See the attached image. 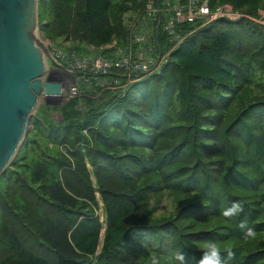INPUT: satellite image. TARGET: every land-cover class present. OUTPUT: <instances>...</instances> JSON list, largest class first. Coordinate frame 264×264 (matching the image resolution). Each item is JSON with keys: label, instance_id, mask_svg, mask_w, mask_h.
<instances>
[{"label": "trees", "instance_id": "obj_1", "mask_svg": "<svg viewBox=\"0 0 264 264\" xmlns=\"http://www.w3.org/2000/svg\"><path fill=\"white\" fill-rule=\"evenodd\" d=\"M46 1L56 34L96 46L127 36L119 9L130 0ZM221 1L264 7L210 0ZM159 39L164 50L162 28ZM251 87L261 95L248 99ZM84 109L65 103L62 120L45 135L36 128L40 138L1 175L0 264H150L151 256L169 264L179 252L199 264L209 241L233 247L228 264H264V24L201 26L126 94ZM166 192L177 194L175 214L155 215L153 196ZM236 201L244 212L228 220L221 212ZM242 220L255 239H244Z\"/></svg>", "mask_w": 264, "mask_h": 264}, {"label": "built area", "instance_id": "obj_2", "mask_svg": "<svg viewBox=\"0 0 264 264\" xmlns=\"http://www.w3.org/2000/svg\"><path fill=\"white\" fill-rule=\"evenodd\" d=\"M240 15L231 1L211 5L210 0H146L145 8L136 17V27L131 32L130 41L115 39L112 45H101L100 50L89 49L74 60H70L68 56L64 58L62 48L55 50L50 46L64 66L51 65L50 71H58L57 73L62 74L60 78L45 75L46 78L61 82V93L45 96L65 100L78 95L83 85L112 84L124 77L136 82L160 69L168 60L170 52L195 29L219 18L235 20ZM141 18L146 21L142 27H138L137 21ZM185 23L193 24L194 28L183 32L179 27ZM160 28L167 33L169 41L164 50L160 45ZM67 78H71V82H67Z\"/></svg>", "mask_w": 264, "mask_h": 264}, {"label": "water", "instance_id": "obj_3", "mask_svg": "<svg viewBox=\"0 0 264 264\" xmlns=\"http://www.w3.org/2000/svg\"><path fill=\"white\" fill-rule=\"evenodd\" d=\"M37 7L38 0H0V175L18 153L40 96L61 93V82L45 77L48 59L64 64L37 33Z\"/></svg>", "mask_w": 264, "mask_h": 264}, {"label": "rangeland", "instance_id": "obj_4", "mask_svg": "<svg viewBox=\"0 0 264 264\" xmlns=\"http://www.w3.org/2000/svg\"><path fill=\"white\" fill-rule=\"evenodd\" d=\"M146 6V0H130L127 1L125 6L122 8L120 7L119 11H122V16L120 19L121 23V30L124 27V30H127L126 34L127 36H122L120 38H124V40H129L131 39V32L133 28L136 26L134 25L136 21V17L140 15L141 11ZM37 13H38V19H37V33L38 35L46 41L52 48L55 50L58 48H62L63 51L65 52L64 58H68L70 60H74L75 58L80 57L81 54L86 53L89 51V49L94 48L95 50H100V46H96L93 43H88L86 40L76 37L75 33H70V34H56V31L52 29L51 22H49L50 18L52 19L53 16V10L50 6H48L47 1L42 2V0H38V7H37ZM238 11L241 13V15L235 18V20L240 19V17H248L251 20H254L258 23L264 24V7L260 6L256 11H248L246 9L238 8ZM239 15V14H238ZM241 17V18H242ZM146 19L141 18L140 20L137 21V26L142 27V25L145 23ZM49 22V23H48ZM126 37V38H125ZM79 38V39H78ZM117 38V37H116ZM119 41V39H116ZM115 39L109 42V44L106 46L108 47L109 45H112L114 43ZM92 46V47H91ZM91 47V48H90ZM52 61L50 59L47 60V70L45 75H51L53 78H60L62 74L56 72H51V65ZM56 65V63H53ZM71 78H67V82L70 81ZM133 79L127 77L121 78L119 82L117 83H112V84H106V85H83L82 90L78 95L71 96L68 99H57L55 97H47L45 95H41L39 102L34 110V113L32 115V120L31 123L29 124L28 128V133L23 139L22 143L20 144L18 153L21 152V147H25L27 144H29V140H31V137L34 138H40L39 135L34 134L36 131V128H38L39 134L45 135V127L50 124V122L56 123L62 120L63 117V112L62 108L63 105L67 102H73L75 101L77 103V106L79 108H85L87 109L88 104L93 100H99L103 101L104 99H108L109 95H116L119 97L120 95L126 94L128 89L133 83ZM93 86L97 87L96 92H91L86 91V88L91 89ZM94 88V87H93ZM134 89V87H133ZM99 90V91H98ZM248 93V99L253 98L254 96L261 95V90H259L256 87H251L246 90ZM78 96V97H77ZM77 97V98H75ZM75 98V99H73ZM244 99L247 101L246 97L244 96ZM84 109V110H85ZM30 138V139H29ZM25 141V142H24ZM24 143V144H23ZM53 144H51L52 146ZM55 146V145H53ZM64 147L61 145V148ZM15 154V155H18ZM66 155L69 156V152L65 153ZM14 155V156H15ZM14 158V157H13ZM12 158V160H13ZM10 161V166L11 162ZM8 168V167H7ZM2 175V174H1ZM0 175V177H1ZM99 201H100V207L98 209V213L101 216V220H105L104 216V204L103 201L100 198V194L97 192ZM175 196L177 194L173 193ZM172 193L166 192L163 195H155L153 198L159 199V206L157 209V212L155 215L158 213H166V215L172 216L175 214V211L178 206V197H174ZM189 200L190 196H187ZM165 217V216H163Z\"/></svg>", "mask_w": 264, "mask_h": 264}, {"label": "clouds", "instance_id": "obj_5", "mask_svg": "<svg viewBox=\"0 0 264 264\" xmlns=\"http://www.w3.org/2000/svg\"><path fill=\"white\" fill-rule=\"evenodd\" d=\"M244 212V204L236 201L231 204L227 209H223L221 215L228 220L238 216ZM240 228L244 230V239H255L257 236L256 230L249 227L247 221L242 220L240 222ZM201 252V258L199 264H228V261L224 259V253L228 257L235 255V251L231 246L221 247L216 241L207 242L203 248L198 249ZM150 264H161L158 256H151ZM169 264H186V256L184 253H176L174 260Z\"/></svg>", "mask_w": 264, "mask_h": 264}]
</instances>
